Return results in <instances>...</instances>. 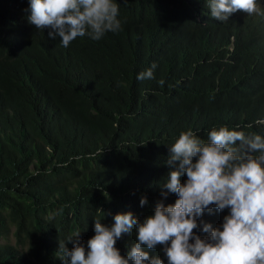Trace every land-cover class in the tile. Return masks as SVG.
Instances as JSON below:
<instances>
[{
    "label": "trees",
    "instance_id": "1",
    "mask_svg": "<svg viewBox=\"0 0 264 264\" xmlns=\"http://www.w3.org/2000/svg\"><path fill=\"white\" fill-rule=\"evenodd\" d=\"M115 2L120 31L65 48L29 23V0H0V264H66L59 242L79 234L86 247L94 220L153 215L183 131L264 137V0L225 22L208 0ZM212 209L201 238L229 214ZM135 236L117 241L121 255ZM144 250L167 264L163 246Z\"/></svg>",
    "mask_w": 264,
    "mask_h": 264
},
{
    "label": "clouds",
    "instance_id": "2",
    "mask_svg": "<svg viewBox=\"0 0 264 264\" xmlns=\"http://www.w3.org/2000/svg\"><path fill=\"white\" fill-rule=\"evenodd\" d=\"M208 6L211 16L222 22L237 12H257L256 0H208ZM28 11L29 23L38 31L48 29L49 38L59 37L65 48L77 37L100 40L107 32L121 30L115 0H29ZM156 67L137 79H153ZM169 149L166 165L171 170L154 214L143 221L132 212L116 214L111 226L94 220L95 234L86 247L78 241L79 234L59 242L66 264H164L144 250L158 245L167 264H264V137L220 126L203 141L187 130ZM181 177H186L183 183ZM169 193L177 199L165 206ZM147 203L142 196L140 206ZM212 206L229 214L218 227L204 223L207 236L201 238L194 231L202 223L198 218L206 210L211 214ZM133 230L136 242L123 256L116 243ZM66 243H73L71 250Z\"/></svg>",
    "mask_w": 264,
    "mask_h": 264
},
{
    "label": "rangeland",
    "instance_id": "3",
    "mask_svg": "<svg viewBox=\"0 0 264 264\" xmlns=\"http://www.w3.org/2000/svg\"><path fill=\"white\" fill-rule=\"evenodd\" d=\"M2 244H10V245H14L15 240L12 238V235L8 238L7 241L1 242Z\"/></svg>",
    "mask_w": 264,
    "mask_h": 264
}]
</instances>
